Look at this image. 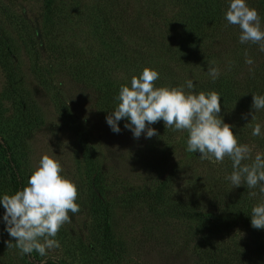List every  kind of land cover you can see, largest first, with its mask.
I'll return each mask as SVG.
<instances>
[{
	"label": "rangeland",
	"instance_id": "rangeland-1",
	"mask_svg": "<svg viewBox=\"0 0 264 264\" xmlns=\"http://www.w3.org/2000/svg\"><path fill=\"white\" fill-rule=\"evenodd\" d=\"M170 2L0 0V143L10 148L23 186L42 155L54 156L62 174L76 184L80 206L57 233L60 247L45 256L8 248L10 237L0 224V264L49 259L59 264H215L208 256L214 249L216 259L241 244L248 252L263 251L252 241L251 226L239 219L246 209L241 205L259 198L249 192L258 189L233 188L225 179L232 171L227 156L215 162L185 152L187 133L162 121L152 125L157 136L151 139H134L124 128L126 121L119 122V134L105 122L120 85L130 84L145 67L157 68L156 87L183 86L191 79L195 92L215 91L207 81L197 83L199 75H208V61L188 68L173 54L183 30L177 19L169 20L177 17ZM114 9L118 16L113 17ZM125 9H130L127 17ZM117 33L121 36L113 50ZM163 34L166 42L169 35L176 38L171 52L156 47ZM55 40L70 47L60 48ZM212 44L207 47L216 49ZM220 59L228 72L232 55L224 52ZM220 104L219 115L233 126L238 143L247 144L253 158L264 152V135H251V125L264 124L260 113H254L256 120L251 115L243 119L242 114L253 112L248 105L224 99ZM6 160L0 149V194L11 195ZM160 185L162 200L152 203L146 193ZM192 201L204 205L206 216L214 211L215 216L198 221L171 208ZM105 210L108 238L101 234ZM253 257L244 264H264V256Z\"/></svg>",
	"mask_w": 264,
	"mask_h": 264
},
{
	"label": "clouds",
	"instance_id": "clouds-1",
	"mask_svg": "<svg viewBox=\"0 0 264 264\" xmlns=\"http://www.w3.org/2000/svg\"><path fill=\"white\" fill-rule=\"evenodd\" d=\"M223 17L228 25L239 29L240 44H255L264 52V28L258 11L250 7L248 0H226ZM245 64H254L245 52ZM251 72L252 69L250 68ZM208 75L216 79V67L208 69ZM159 73L145 67L138 75H133L130 84H122L114 97L115 108L105 117V122L114 134H119V122L126 121L124 128L134 139L142 135L145 139L157 136L152 127L158 121L173 131L187 133V153H199V159L222 162L227 156L232 171L225 179L233 188L246 184L249 196H259V201L251 208L250 225L264 230V152H257L254 158L247 144L238 143L233 126L225 123L219 115L221 97L215 91L195 92L191 79L183 86L156 87L154 81ZM187 89L188 91H185ZM251 108L254 112L242 114L246 119L256 120L255 112L264 109V94H253ZM264 124L251 125L252 136H262ZM251 160V163H242ZM63 168L54 156L42 155L36 166L30 169L27 184L14 194H0V224L10 237L5 241L8 248L15 247L21 255L39 256L60 247L57 233L65 223H70L72 214L80 211L76 203L77 186L63 174ZM14 240V242H13Z\"/></svg>",
	"mask_w": 264,
	"mask_h": 264
},
{
	"label": "trees",
	"instance_id": "trees-1",
	"mask_svg": "<svg viewBox=\"0 0 264 264\" xmlns=\"http://www.w3.org/2000/svg\"><path fill=\"white\" fill-rule=\"evenodd\" d=\"M170 3H172L174 7V10L171 12H176L173 16L177 17L172 18L168 13L167 16H170L169 20L171 23L177 19L178 25H180L183 30L179 34V37L183 41L182 44L179 43V45L173 49V45L176 43L174 42L176 41V38L174 36L170 37L169 35V41L166 42L167 35L163 34L162 36L164 38L159 40L160 46L156 47L159 49H168L169 52H171V49L168 47H171L174 50L173 54L178 58V61L180 63L183 62V65L188 68H192L197 63L204 65V61H208L211 67L214 66L218 69L219 75L216 79H213L210 75H199L197 83L204 84L207 81V84H210L211 88H214L215 92L219 93L221 99H224L225 101H233L234 104L240 103L242 105H248V107L251 108V95L264 94V52L259 51L258 46L255 44L242 45L239 43L238 27L228 25L223 17L224 11L227 7L226 0H171ZM248 4L250 7H253L258 11V14L261 17L262 28H264V0H248ZM111 11L113 17L115 15L118 16L116 10ZM127 12L129 14L130 9L122 10L123 16ZM116 20H118V18ZM119 36H121L120 33H117L115 37L114 35L112 36L111 42L115 46L113 47V50L117 47V38ZM110 37L111 36L107 39L110 40ZM212 42L215 43L212 44ZM55 43L56 45L59 44L58 47L60 48H66L67 46L70 47L69 42L67 41L60 44L55 40ZM207 43L215 45L217 48L213 49L211 48L212 46L209 45V47H207ZM223 51L230 53L233 57V65L228 72L225 70V62H221L220 59V56L224 53ZM245 52H247L248 56L253 58V65L249 66L245 64ZM71 59L78 61L76 55L71 56ZM80 61L84 62V59L80 58ZM250 68L252 69L251 72L249 71ZM153 69L157 68L155 67ZM252 111L254 112L253 109ZM256 113H260V116L264 118V109ZM123 121L125 122V120ZM155 124L160 125L161 122L159 123L158 121ZM0 149L6 155V167L10 170L11 188L13 193H15L23 186V181L19 175V168L10 154V148L7 145H4V143H0ZM162 190L163 188L160 185V187L149 190V193H146V195L150 197L152 200L151 202L153 203L157 199L162 200ZM258 201L259 198L256 199V201L254 200L251 205L247 204L245 206V204H240L241 208L243 206V208L245 207L246 209L240 213L239 219L249 227L251 226L249 217L251 214V208L258 203ZM214 204V199L211 200V202L209 201L208 208L210 206L213 207ZM171 208H173V212L175 211L174 213H177L178 210V212L180 211L182 214L189 215L191 219L198 221H203L205 217L209 220L210 217L215 216V211L212 214L208 213L206 216V214H204V205L195 201L179 204L178 206L176 205V209H174V206ZM106 213L105 210L101 215V217L103 216L101 234L104 238L109 237L110 231V227L106 222ZM221 217V215H217L218 219ZM235 217L233 219H236ZM218 221L219 220H215V222ZM251 229H253L250 232L253 237V243L257 245L256 247H258V249L262 248L263 251L253 250L248 252V247L241 244L232 248L229 253H225L227 255L222 259H220V257L216 259V254H218V252L214 249L208 255L210 256V259L212 258L215 264H244L247 260L251 261L254 259L253 255L255 254L258 257L264 256V248L260 246L264 240L263 230H257L252 227ZM219 253L221 252L219 251ZM42 264L59 263L49 259Z\"/></svg>",
	"mask_w": 264,
	"mask_h": 264
}]
</instances>
